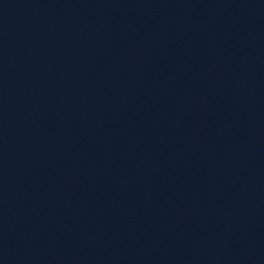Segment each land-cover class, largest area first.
<instances>
[{
	"label": "water",
	"instance_id": "water-1",
	"mask_svg": "<svg viewBox=\"0 0 264 264\" xmlns=\"http://www.w3.org/2000/svg\"><path fill=\"white\" fill-rule=\"evenodd\" d=\"M126 89L264 162V0H19Z\"/></svg>",
	"mask_w": 264,
	"mask_h": 264
}]
</instances>
